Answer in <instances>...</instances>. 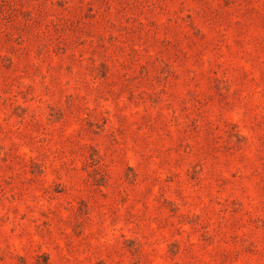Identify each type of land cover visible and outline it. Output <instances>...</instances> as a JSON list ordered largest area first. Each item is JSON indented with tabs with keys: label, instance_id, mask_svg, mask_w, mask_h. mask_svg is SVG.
I'll return each mask as SVG.
<instances>
[{
	"label": "rangeland",
	"instance_id": "1",
	"mask_svg": "<svg viewBox=\"0 0 264 264\" xmlns=\"http://www.w3.org/2000/svg\"><path fill=\"white\" fill-rule=\"evenodd\" d=\"M0 264H264V0H0Z\"/></svg>",
	"mask_w": 264,
	"mask_h": 264
}]
</instances>
